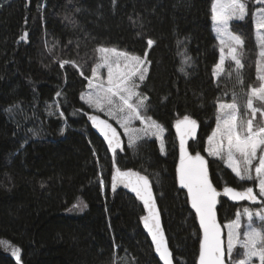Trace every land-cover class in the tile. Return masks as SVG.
Here are the masks:
<instances>
[{
    "label": "trees",
    "instance_id": "obj_1",
    "mask_svg": "<svg viewBox=\"0 0 264 264\" xmlns=\"http://www.w3.org/2000/svg\"><path fill=\"white\" fill-rule=\"evenodd\" d=\"M212 2L0 0V239L21 248L22 264H160L141 226L143 205L113 190L111 156L88 123L95 113L81 101L101 45L150 61L139 91L148 97V116L166 131L165 155L155 140L143 141L118 152L116 164L151 180L174 264H197L200 243L196 217L177 186L176 123L186 116L198 123L189 149L207 157L217 188L254 187L205 148L218 103L235 99L241 109L249 86L260 84L252 15L258 6L248 0L249 15L230 24L244 41L241 85L231 61L213 77L219 52ZM65 59L84 75L71 64L62 69ZM247 206L221 198L219 221ZM240 254L236 249L234 258ZM0 264L16 263L0 256Z\"/></svg>",
    "mask_w": 264,
    "mask_h": 264
},
{
    "label": "snow or ice",
    "instance_id": "obj_2",
    "mask_svg": "<svg viewBox=\"0 0 264 264\" xmlns=\"http://www.w3.org/2000/svg\"><path fill=\"white\" fill-rule=\"evenodd\" d=\"M254 2L264 5V0H254ZM247 15H249V9L245 0H215L211 9V18L222 46V54L219 62L214 66V78L224 71L223 46L225 45L228 46L229 55L234 60L236 69L239 70L244 66L236 54V48L232 47L233 44L242 47L244 41L239 35L230 31L229 22L233 19L243 20ZM252 15L255 18V27L260 32L261 51L259 55L264 57V7H260ZM26 36L27 33L21 39H25ZM177 43L179 44L180 41ZM153 44L152 39L147 40L149 48ZM95 51L100 54L99 63L93 67L91 77H85L88 80L89 88L85 103L97 112H104L110 118L116 119L132 143H135V139L141 138L138 135L141 131L145 135H155L159 139L163 129L150 116L146 115V111H142L147 109L145 101L148 97L137 92L149 73L150 61L146 58L147 54H145V58H141L103 45L97 47ZM189 60L190 57L185 59L184 63H188ZM59 63L62 69L66 64H71L73 68L80 71L81 75H84L81 66L74 60L65 59ZM101 68L107 69L106 81L100 77L99 70ZM257 79L261 81L259 87L250 85L246 93L248 97L246 107L250 112L247 119L238 115L239 106L235 99L232 103H218L217 127L208 138V152L209 155L223 159L226 166L240 181L254 182V187H244L241 191L226 185L223 189V196L233 201H250L264 205V199H260L264 198V123L256 122L257 114L264 118V74L258 75ZM237 82L241 85L244 84L238 71ZM60 95L61 93L58 92L57 96ZM82 99H84L83 95ZM254 101H259L261 106L254 105ZM63 115L61 113V116ZM89 119L103 135L104 140L107 141L108 149L113 153L115 168L112 176L113 190L117 183H122L142 201L148 213L143 217L144 227L151 236L155 251L163 264H173L172 253L160 226V216L148 178L139 173L122 172L116 168V149L120 146L116 129L97 115H92ZM134 120L139 121L144 125V128L140 130L132 128ZM176 127L178 132H181L180 163L177 168L179 185L181 188L187 189L191 207L195 210L202 230L198 264H255V261H258V264H264V208L255 214L248 209H244L243 213L238 212L235 219L224 226L228 231L226 240L222 239L221 226L216 219L217 198L221 193L209 179L208 165L205 159L198 153L189 155L188 148L185 146V135L194 136L196 121L186 116L183 121L177 123ZM182 127L186 129V132L181 131ZM254 161L257 163L254 164ZM101 187H104L103 181H101ZM73 207L75 208L77 205H73ZM254 215L262 226L254 225ZM242 216L249 223L246 230L243 231L241 239ZM237 246L243 249L239 259L233 257ZM12 255L19 264L20 249H14Z\"/></svg>",
    "mask_w": 264,
    "mask_h": 264
},
{
    "label": "rangeland",
    "instance_id": "obj_3",
    "mask_svg": "<svg viewBox=\"0 0 264 264\" xmlns=\"http://www.w3.org/2000/svg\"><path fill=\"white\" fill-rule=\"evenodd\" d=\"M248 0H245V2L247 3ZM215 0H213L212 2V7H213V4H214ZM256 4V3H255ZM258 7L256 8L255 12L258 11V9L260 7H264V5H258L256 4ZM211 7V9H212ZM254 18V16H253ZM237 22V21H241V19H233L229 22V26L231 24V22ZM254 35H255V40H256V44H257V48H258V53H257V60H256V70H257V76L260 75V74H264V57H261L259 55L260 51H261V47H260V44H259V36H260V32L257 31L256 27H255V18H254ZM211 30H212V33L217 41V48H218V52H219V60H220V57H221V44L219 43V38L217 36V33L215 31V24L214 22L212 21V25H211ZM231 31V29H230ZM232 32V31H231ZM233 33V32H232ZM237 35V34H236ZM242 39V38H241ZM232 47L236 48V54L239 56L240 60H241V46L239 45H232ZM109 48H115V47H109ZM118 51H124V50H120L118 48H116ZM126 52V51H124ZM128 53V52H126ZM129 55H133L131 53H128ZM223 55L225 56V61H224V71L222 73H220V75L218 77H216L215 79H218L220 78L224 73H225V65L228 61H231L233 63V67H234V70L237 71L236 69V64L234 62V60L231 58V56L229 55V51H228V46L225 45L223 46ZM136 56V55H134ZM100 57V54L98 53V59ZM218 60V62H219ZM99 63V61H98ZM149 67V65H148ZM258 68H259V71H258ZM241 69V68H240ZM239 69V70H240ZM100 72V77L101 79L105 80L107 79V69L106 68H101L99 70ZM92 75V74H91ZM91 77V76H90ZM146 80V79H145ZM259 82L261 83V81L259 80ZM144 83V82H143ZM141 83L140 86L143 84ZM260 85V84H259ZM259 87V86H258ZM140 88V87H139ZM139 88L137 89V92L140 93L139 91ZM89 92V88H88V85H87V89L86 91L82 94L84 96V99H82V95H81V101L87 106L89 107V105L87 103H85V99L87 98V94ZM141 94V93H140ZM142 95V94H141ZM144 96V95H142ZM247 96L246 97H242V102L244 103L243 106L241 107V109L239 108L238 110V115L244 119H247L249 116H250V112L249 110L247 109L246 107V102H247ZM245 100V101H244ZM146 105H147V109L146 110H142V111H146V115L148 116V99L145 101ZM221 103V102H220ZM222 103H231V102H222ZM238 104V103H237ZM254 105L256 106H261L260 105V102L259 101H254ZM89 109L94 112L95 114L97 115H101L103 117H105L106 119H108L109 121H111L116 127H118V129L121 131L123 137H124V141H125V147L128 148V149H134L138 144H140L141 142L143 141H149V140H155L158 144V147L160 149V152L162 155H165V149H166V145H165V137H166V131L165 129L160 125L158 124L157 122H155L157 125L160 126V128L163 129V132L160 133V138L157 139V137L155 135H145V133L143 131L139 132L138 135L141 137L140 139H135V134H134V139H135V143H132L130 142L129 140V136L125 134L124 132V129L121 127V125L119 123H117L116 119H113V118H110L109 116L105 115L104 112H97L93 107H89ZM217 115H218V112H217ZM154 121V120H153ZM216 121H217V116H216ZM257 123H264V118H261L259 117V114H257ZM132 128L134 129H137V130H140V129H143L144 128V125H142L139 121H136L134 120L132 122V125H131ZM216 127H217V122H216V126L214 128L213 131L216 130ZM213 131L211 132L210 136L212 135ZM209 136V137H210ZM226 143V142H225ZM162 148H163V151H162ZM208 148H209V144H208V139H207V142H206V148H205V153L208 157L210 158H215V159H218V160H221L224 165L226 166L225 162L223 159H219L215 156H212V155H209V152H208ZM257 163V161H254V164ZM227 167V166H226ZM228 168V167H227ZM229 169V168H228ZM231 171V169H229ZM232 172V171H231ZM234 174V173H233ZM253 174H254V171H253ZM235 175V174H234ZM258 191V189H257ZM260 199H264V198H260ZM252 206H247V207H244L241 211H239L240 213H243L244 209H248L250 212H252L253 214L259 212L262 208H264V205L260 204V203H252L250 202ZM235 219V218H234ZM233 219V220H234ZM233 220L231 221H228V222H225L223 224V227L229 223H231ZM249 221L244 218L243 216L241 217V239L243 238L242 236V233L243 231L246 230V226L248 225ZM253 223L254 225L256 226H262L260 224V221L257 219V217L254 215L253 216ZM224 231H225V240H226V234H227V231L228 229L226 227H224ZM236 249H241V254L243 253V249L240 248L239 246L236 247ZM236 249L234 250L233 252V257H234V254H235V251ZM255 264H258V261H255Z\"/></svg>",
    "mask_w": 264,
    "mask_h": 264
},
{
    "label": "water",
    "instance_id": "obj_4",
    "mask_svg": "<svg viewBox=\"0 0 264 264\" xmlns=\"http://www.w3.org/2000/svg\"><path fill=\"white\" fill-rule=\"evenodd\" d=\"M93 115H97V114H93ZM100 117L101 120H105L107 121L108 123H110L112 125L113 128L116 129L117 131V134H118V137L120 139V146L116 149V154L118 152H123L124 149H125V141H124V137L121 133V131L118 129V127H116L111 121H109L108 119H106L105 117L101 116V115H97ZM88 123L90 125V128L91 130L94 132V134H96L100 139L101 141L104 143L107 151L109 152L110 156H111V159H112V162H113V153L108 149V145H107V141L104 140V137L103 135L100 133V131L98 130V128L94 127L91 120L89 119L88 120ZM177 123L174 125V132H175V136H176V141H177V151H178V157H177V163H176V168H175V171H176V181H177V186H178V189L185 192L186 193V196H187V200H188V205H189V208L190 210L194 213L195 217H196V221H197V225L199 227V230H200V240L202 238V230L200 228V225H199V219L195 213V210L191 207V201L188 197V193H187V189L185 188H181L180 185H179V179H178V173H177V168L179 166V163H180V135H181V132H178L177 130V127H176ZM199 125L198 123H196V128H195V131H194V136H189V135H185V140H186V147L188 148V152H189V155H196L197 153L193 154L191 153L190 149H189V144L191 142H195L197 140V137H198V134H199ZM182 132H186V129L182 127L181 129ZM200 154L204 159L205 161L207 162V165H208V172H209V179L210 181H212V178H211V174H210V169H209V161L207 159V157H205L204 155H202L201 153H198ZM115 161H116V155H115ZM114 167V166H113ZM116 168H118L117 164L115 165ZM114 172H115V168H114ZM122 172H132V173H139L140 175L142 176H146L138 171H122ZM147 177V176H146ZM148 178V177H147ZM149 180V184L152 188V193H153V199L155 200L156 202V208H157V211L159 213V216H160V226H161V229L164 233V237H165V240L167 241V244H168V247H169V243H168V239H167V236H166V233H165V230H164V227H163V222H162V218H161V213H160V210H159V207H158V203H157V199H156V195H155V191H154V188H153V185H152V182L151 180L148 178ZM213 182V181H212ZM213 186L216 187L213 183ZM217 188V187H216ZM234 188V187H233ZM117 189H122L123 191H125L126 193H128L129 195L133 196L134 198H136L142 205V201L139 200L135 193L132 192L128 187H125L124 184L122 183H117V186L115 188V190ZM223 188L219 189L217 188V190L221 193V195L217 198L218 200V203H217V215H216V219H217V223L221 226V230H222V239H225V231H224V227H223V224L219 221V217H218V207H219V204H220V199L223 198V199H226L228 200L229 202L231 203H244V202H248L250 203V201H233L231 199H229L228 197L226 196H223ZM236 189V188H235ZM238 191H241L239 189H236ZM143 208H144V205H143ZM144 211H145V216L148 215L147 211L145 210L144 208ZM141 226H142V229L144 230L145 234L148 236L149 238V241L152 245V248H153V253H154V256L155 258L160 262V264H163V262L160 260L159 258V255L156 253L155 251V246L152 242V239H151V236L149 235L147 229L144 227V222H143V219L141 220ZM16 248H19L20 249V257L22 258V250L20 247H18L17 245H15L13 242H11L10 240L8 239H0V256H4V257H7V258H10L11 260H13L16 264H17V260L16 258L12 255V252L14 249ZM169 250L170 252L172 253L170 247H169ZM199 251H200V243H199ZM173 257V255H172ZM21 258H20V262L19 264H22L21 262ZM198 261H199V254H198V258H197V264H198ZM173 264H174V260H173Z\"/></svg>",
    "mask_w": 264,
    "mask_h": 264
},
{
    "label": "bare ground",
    "instance_id": "obj_5",
    "mask_svg": "<svg viewBox=\"0 0 264 264\" xmlns=\"http://www.w3.org/2000/svg\"><path fill=\"white\" fill-rule=\"evenodd\" d=\"M21 41V40H20Z\"/></svg>",
    "mask_w": 264,
    "mask_h": 264
}]
</instances>
